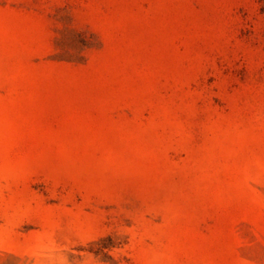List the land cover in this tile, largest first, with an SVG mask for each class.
<instances>
[{"label": "rangeland", "instance_id": "1", "mask_svg": "<svg viewBox=\"0 0 264 264\" xmlns=\"http://www.w3.org/2000/svg\"><path fill=\"white\" fill-rule=\"evenodd\" d=\"M0 264H264V0H0Z\"/></svg>", "mask_w": 264, "mask_h": 264}]
</instances>
